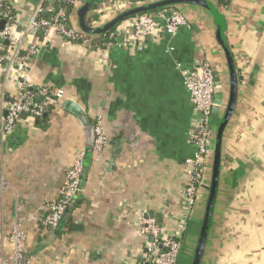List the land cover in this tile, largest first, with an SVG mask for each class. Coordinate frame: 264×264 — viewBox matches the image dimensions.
<instances>
[{"label":"crops","instance_id":"obj_1","mask_svg":"<svg viewBox=\"0 0 264 264\" xmlns=\"http://www.w3.org/2000/svg\"><path fill=\"white\" fill-rule=\"evenodd\" d=\"M9 1L25 43H42L40 55L26 68L29 86L63 90L65 98L54 101L40 120L21 118L0 139V264H17L15 231L24 235L28 264H140L142 217L155 218L192 247L201 209L199 202L198 208L190 204L186 186L188 161L196 152L189 135L198 116L184 73L198 60L209 62L222 98L228 95L226 61L210 16L199 8H174L187 16L189 26L174 37L163 32L159 38H140L132 47L120 45L135 40L130 20L113 31L119 45L108 44L110 34L77 42L55 33L43 40L38 33L26 35L35 6L51 10L57 1ZM95 3L89 14L94 26L134 4ZM221 9L240 97L225 136L222 185L204 264H264V0H229ZM70 13L77 29L76 10ZM103 39L106 46L94 44ZM22 69L0 68V104L20 94ZM66 100L80 105L93 124L102 120L108 144L100 155L86 152L85 130L63 109ZM81 151L90 169L87 183L60 226L44 228L45 208L59 198Z\"/></svg>","mask_w":264,"mask_h":264},{"label":"built area","instance_id":"obj_2","mask_svg":"<svg viewBox=\"0 0 264 264\" xmlns=\"http://www.w3.org/2000/svg\"><path fill=\"white\" fill-rule=\"evenodd\" d=\"M58 4L71 5L76 8L83 0H56ZM142 3L154 0H129ZM50 12L44 4H38L32 10L28 19L26 35L32 33H43V40L49 33H55L58 36L66 37L72 42H77L81 34L75 26L65 25V22L71 23V13L65 9H59L55 15L54 21L42 17L44 12ZM5 20L3 30H0V68L11 70L16 65L23 67L18 74V88L20 94L11 97L7 102L1 101L0 111H6V115H0V139L11 134L20 121V115L26 113L34 118L45 113L54 101L63 100L65 94L63 90H57L53 93L54 98H49L48 88H39V94L43 97V102L34 101V95L25 92L26 87H30L27 82V69L30 61L41 53L42 43H25L24 38L16 31L17 19L13 6L9 0H0V22ZM129 21V20H128ZM134 28L135 40H124L122 45L135 46L140 38L150 37L159 38V35L166 32L168 35L176 36L181 27L189 26L188 19L179 10H163L148 13L142 16L130 19ZM79 34V35H78ZM117 33L110 34L111 43L109 45H119L114 39ZM157 40V39H156ZM4 43H9L6 54L1 55L4 50ZM42 42V41H41ZM139 45V44H138ZM142 49V47H139ZM27 62V64H25ZM184 85L190 94L191 102L197 112L198 121L196 128L190 132V139L196 147L195 155L188 161V184L186 186V195L190 204L193 206L198 197L199 188L203 186L205 175V161L212 150L214 141L212 123L213 109L215 107V73L209 62L198 60L192 70L184 73ZM96 139L93 152L100 155L108 144V137L103 128V122L98 118L95 122ZM85 152L78 153L74 163L67 170L66 182L60 190L57 200L51 201L46 209V216L40 219L42 227L47 229H57L65 217L66 210L71 205V200L82 190L80 187V176L84 168ZM141 234L145 239L143 249V260L140 264H178L179 253L182 247V241L174 235L167 233L161 227L155 218L142 217L140 220ZM15 247V261L17 264H28L24 251V235L16 232L11 237Z\"/></svg>","mask_w":264,"mask_h":264},{"label":"water","instance_id":"obj_3","mask_svg":"<svg viewBox=\"0 0 264 264\" xmlns=\"http://www.w3.org/2000/svg\"><path fill=\"white\" fill-rule=\"evenodd\" d=\"M96 0H83L76 8V22L78 31L89 38L96 39L103 37L115 31L122 23L142 16L148 13L174 9L178 7H194L205 11L213 21L215 26V40L220 46L225 57L228 71V95L227 100L222 98V86L219 77L215 74V107L213 109L212 130L214 141L212 145V157L209 166V177L206 185L202 186L204 194L196 199L194 208H198V202L201 209V215L198 222V230L192 247L188 241L182 242L179 253L178 264H204L210 238L214 228L215 210L219 197L222 174L224 165V147L225 136L231 121L237 112L240 97V80L236 66L235 56L229 45L227 38V19L218 5L217 0H154L133 4L131 7L117 13L110 21L94 26L88 22L89 14ZM55 2V0H50ZM59 7L58 2L55 3ZM6 21L0 22V30H3ZM63 109L75 116L81 123L86 133V152H92L96 133L95 124L92 123L87 113L76 102L66 100L62 103ZM6 114V112H5ZM26 113L20 115L21 118H27ZM47 116V112L44 114ZM214 117L217 121L214 122ZM90 169L85 165L80 176V187H85ZM70 213V207L66 214Z\"/></svg>","mask_w":264,"mask_h":264},{"label":"trees","instance_id":"obj_4","mask_svg":"<svg viewBox=\"0 0 264 264\" xmlns=\"http://www.w3.org/2000/svg\"><path fill=\"white\" fill-rule=\"evenodd\" d=\"M137 2H139V1H137ZM137 2H134V4H136ZM217 3H218V5H219L221 8H226V7L229 5V0H217ZM95 6H96V3L94 4L92 10H94ZM72 7H73V6L68 5V4H66V5L60 4L59 7H57V8H53V7H51V11H50V12H48V11L44 12L43 15H42V17H44V18H46V19H48V20H50V21H54V19H55V15H56V13L58 12L59 9H62V8H63V9H65V11L69 14V13L72 11ZM169 10H174V9H169ZM94 20H95V18H92V17H89V18H88V22H89L90 24H92ZM65 25L68 26V25H71V23L68 21V22H65ZM110 34H111V33H110ZM38 35H39L40 38H43V37H44V34L41 33V32L38 33ZM78 35H79V34H78ZM108 36H109V34L105 35V39H106V37H108ZM86 38H87V37H85L84 35L80 34V35L78 36L77 41L84 40V39H86ZM105 39L101 40L100 42H94V44H95V45H96V44H97V45H101V47H102V46L104 47V46H106V44H107V42H105ZM110 41H111V40H110ZM108 42H109V41H108ZM109 43H110V42H109ZM109 43H108V44H109ZM2 45H3V47H4V50L1 52V55L6 54L7 51H8V48H9V46H7L6 43H4V42H3ZM39 90H40L39 88H32V87H26V88H25V92H30L31 94L34 95V101H35V102L42 103V102H43V97L39 94ZM53 93H54L53 90L50 89L48 97H49V98H54ZM50 108H51V106L48 107L47 111H49ZM43 115H44V113H43L42 115H40L39 117H37V119L40 120V119L43 117ZM75 199H76V197H74V198L71 200V204L75 201Z\"/></svg>","mask_w":264,"mask_h":264},{"label":"rangeland","instance_id":"obj_5","mask_svg":"<svg viewBox=\"0 0 264 264\" xmlns=\"http://www.w3.org/2000/svg\"><path fill=\"white\" fill-rule=\"evenodd\" d=\"M186 18L187 16L182 13ZM73 21V20H72ZM212 66V65H211ZM18 96V95H16ZM106 134V133H105ZM211 157H212V150L210 151V153L208 154L206 161H205V175H204V180H203V186L207 184L208 182V177H209V166H210V162H211ZM203 191L202 187L199 188V193H198V197L197 199L200 197L201 192Z\"/></svg>","mask_w":264,"mask_h":264}]
</instances>
